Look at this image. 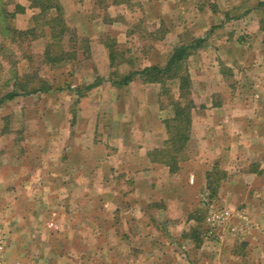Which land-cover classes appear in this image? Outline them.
I'll list each match as a JSON object with an SVG mask.
<instances>
[{"label": "crops", "instance_id": "0c3cea01", "mask_svg": "<svg viewBox=\"0 0 264 264\" xmlns=\"http://www.w3.org/2000/svg\"><path fill=\"white\" fill-rule=\"evenodd\" d=\"M228 2L235 7L234 0ZM255 2L257 6L249 5L241 15L229 5L221 8L219 2L214 9L196 0L193 5L187 4L188 17L192 16L193 23L205 21L204 28L185 22L182 6L177 11L153 13V18L167 23L171 35L176 32L170 51L184 41L185 28L201 38L212 29L214 34L217 28L219 37L210 44L203 43L187 59H192L194 65L187 66L194 107L186 158L175 172L152 155L164 146L168 134L163 121L173 115V111L170 116L163 113L167 111L160 84L142 82L136 76L127 84L115 85L114 121H109L103 110L89 109L96 100L104 102L101 83L82 96L73 90L85 112L80 113L76 128L88 129L90 140L77 142L69 121L65 126L69 130L67 143L61 147L64 155L52 161L50 173L52 179H89L87 185L74 188L64 180L53 187L61 193L82 194L81 202L76 204L73 197L69 198L71 211L67 214L68 210L61 211L58 206L57 230L46 235L42 219L46 208L42 203H19L4 235L8 259L18 258L27 264H44L47 258L49 264H181L187 258L203 256L209 240L197 228L205 222L202 213L215 209L210 201L215 193L211 195L207 179L213 163L227 172L221 194L222 201L229 204L227 233L221 234L219 229L213 238L221 244L228 243L229 264H235L238 257L244 259V264H252L246 260L252 253L264 257V25L259 20L250 21L252 26H245L247 37H243H260L257 46L262 50L263 63L259 76L251 63L233 54L232 50L242 43L230 42L231 31H227L231 23L246 16L252 18L256 7L264 10V0ZM224 27L223 33L220 29ZM167 58L168 55L160 62L144 65H163ZM173 82L177 98L178 81ZM37 161L34 170L39 178L46 171L42 161ZM23 173L20 167V176ZM92 178L98 179L96 189ZM114 181H119V188L112 190ZM26 188L23 192L31 194L28 185ZM42 190L37 188L35 193ZM93 193L99 195V200H92ZM96 225L102 227V232L93 229ZM44 239L50 240V247L45 246L48 243L44 245ZM96 241L99 244H94Z\"/></svg>", "mask_w": 264, "mask_h": 264}, {"label": "rangeland", "instance_id": "374dc122", "mask_svg": "<svg viewBox=\"0 0 264 264\" xmlns=\"http://www.w3.org/2000/svg\"><path fill=\"white\" fill-rule=\"evenodd\" d=\"M13 1L19 2L26 7L28 5L27 0ZM234 1L235 7L228 0H196L197 4L208 5L212 9L218 6L217 2H219L221 8H226L229 5L230 8L233 7L232 9L235 10V13L240 15L244 11H247L249 5L251 8L254 5L257 6L255 0L252 2ZM60 2H62L64 8V18L67 24L75 29L80 38H86L90 41V57L85 60L83 56L79 55L73 62H62L54 66L43 65L42 72L40 73L53 82V89L47 92L18 96L0 105V264H27L26 261L18 258L8 259L4 253L6 246L4 235L6 230H8V221L11 219V216H15L14 213L16 209H19V203L24 204L29 201L33 205L36 202L42 203L43 207L46 208L44 215H42V219H44V235H46L51 233L52 230H57L55 223L57 217H60L58 206H60L61 211L68 210V201L72 197L76 204L81 202V193V195H78V192L74 191L61 193L59 188L54 190L53 187H55L56 182L59 180H64L63 183L67 181L71 182L70 187L74 188L87 185L89 179L77 177L72 179L68 177L52 179L50 173L52 161L64 155L65 149L61 147L63 143H67L66 139L69 130L65 126H67L69 121L72 125L73 138H76L77 142L82 143L85 141V143H88V140H90V137H87L89 133L88 129L80 131L81 126L79 129L76 128L79 126L77 123L78 117L81 118L82 114L80 113L84 112V108L80 107L81 104L76 101L77 99L72 94L74 87L80 84L91 83L97 77H102L101 88L105 91V96L104 94L101 95H103L104 102L96 100L95 104H93L94 107L90 106L91 108L89 109L91 111L92 108H95L96 111L103 110L104 115L109 118V121H114V110H116L114 106L117 103H115L116 99H114L115 85H112L110 81L111 72L115 71L116 75H121L132 68L164 60L169 55L170 48L177 38L176 32L172 35L169 33L167 23L162 18H153V13H165L170 10L177 11L182 6L183 8L185 7L184 21L187 24L195 28L197 26L198 28L207 26L205 21L193 23L192 16L189 15L188 17L187 12L189 9L186 6L187 4H195L193 3L195 0L185 1L189 3L184 4L180 3V0H130L128 4L109 6L105 10L95 7L92 0H61ZM258 10H260V7H256L252 13V18L246 16L240 22L231 23L227 31H231L230 42L234 44L242 43L240 48H237L239 47L237 46L232 50L233 54L241 56L245 59V62L251 63V69L255 68V73L259 76L262 73L260 66L263 63L262 50L257 46L260 42V37H256V35L251 39H248L249 37L243 38L244 36L247 37L244 31L246 29L245 26H252L250 21L255 22L259 20L260 23L264 21V10ZM31 14L32 10L27 8L24 13L16 15L14 24L18 28L27 27L30 24ZM216 29L214 28V34L212 29V33L204 35V43L210 44L219 38ZM221 30L224 33L225 27ZM183 31L182 36L184 41H190L194 38L188 28H185ZM111 39H115L116 41L114 47L118 56L117 64L113 66H111L109 61L108 48L104 45L105 41H110ZM45 41L44 37L35 39L32 43V49L40 53L44 48ZM244 41L252 44L248 47V44L243 45ZM121 54L126 58L125 61L119 60V55ZM2 61L4 60L2 59ZM129 61H132L133 65ZM192 61V59H189L186 62L190 68H194L193 63H191ZM1 63L4 65V70L6 71L9 64L7 62ZM15 68L20 73L26 71V62L19 59ZM5 71L3 74H0V84L7 77V74L4 75ZM167 83L170 84L171 92L174 95V82ZM1 91L2 89L0 93ZM159 91H161L160 87ZM161 100L167 111L163 112L164 115L170 116L172 114V107L169 105V99L167 96L161 95ZM89 109L88 111H90ZM73 113L74 117L71 118ZM83 117L85 116L83 115ZM35 159L38 160V163L42 161L46 171L43 172L45 176H40L39 178L35 176ZM20 167H22L24 172L23 176H20ZM210 167L211 171L209 173H211V178L215 182L217 191L211 196L212 199L210 198L212 206L215 209L211 213H206L207 215L202 213V220L205 217V222L203 220L202 224L197 228L198 232L207 236L209 240L204 248L206 254L200 257L194 256L191 259L187 258L181 264H229L228 243L221 244L220 241H215V238H213L219 229L221 234L222 232L226 234L229 222L225 219L214 226H211L209 222V217L212 213L228 210L229 204L226 201H222L224 195L221 194V191L225 190V185L222 184V181L226 183L227 172L218 163H213ZM91 180L93 189L98 188V179L92 178ZM114 182L115 185L112 190L119 188V181L118 183L117 181ZM27 185L29 192H32L29 195L26 194L27 192H23V190L27 189ZM37 188H43V190L35 193ZM97 195L92 194L91 198L93 201H97L96 198L99 200V195ZM110 197H107V199ZM63 206L66 209H63ZM70 211L68 210L66 213H63L67 214ZM93 229H96V232H102V227L97 225ZM62 231L66 232L63 228ZM208 233L212 234L208 235ZM49 242L50 240H43L44 245L48 243L45 246L50 247L51 243ZM94 244H99V242L96 241ZM211 251L213 254H211ZM238 258L235 259L237 261L235 264H244V259ZM246 260L252 264H264V257H255L253 253ZM49 261L48 258L47 260L45 259L44 264H49ZM40 263L41 261L36 262V264Z\"/></svg>", "mask_w": 264, "mask_h": 264}, {"label": "trees", "instance_id": "16d2710c", "mask_svg": "<svg viewBox=\"0 0 264 264\" xmlns=\"http://www.w3.org/2000/svg\"><path fill=\"white\" fill-rule=\"evenodd\" d=\"M60 1L27 0L26 7L13 0H0V60L9 64L5 71L4 65L0 62V74L4 71V75L7 74L0 84V90L2 89L0 105L18 96L53 89V82L40 73L43 65L54 66L62 62H73L79 55L85 60L89 59L90 41L80 38L75 29L67 24ZM92 2L95 7L105 10L109 6L128 4L130 0H92ZM27 8L32 10L30 24L25 28H18L14 24V19L17 14L24 13ZM260 24L263 26L264 21ZM39 37L46 39L40 53L32 49L33 41ZM204 41L205 38L194 37L190 41L175 45L163 65H144L132 68L121 75H116L115 71L111 72L110 81L116 86L127 84L136 76L142 82L160 84V95L167 96L169 99L173 115L163 121L168 134L164 146L155 149L152 155L154 160L165 163L171 172L177 171L180 161L186 158L187 144L190 139L191 111L194 102L191 98L192 82L186 61L196 48L203 45ZM104 45L108 48L111 66L117 64L115 39L105 41ZM19 59L26 62L27 70L22 73L15 68ZM119 60L125 61L126 58L121 54ZM130 64L133 65L132 61ZM174 80L178 81L177 98L172 94L170 84L167 83ZM101 81L102 77H97L91 83L76 85L74 90L78 96H82L84 92L99 85ZM207 179L212 195L216 192V185L211 178V173H208Z\"/></svg>", "mask_w": 264, "mask_h": 264}, {"label": "built area", "instance_id": "2783aa9c", "mask_svg": "<svg viewBox=\"0 0 264 264\" xmlns=\"http://www.w3.org/2000/svg\"><path fill=\"white\" fill-rule=\"evenodd\" d=\"M228 215V211L220 212V213H212L209 217V222L211 223V226H214L218 223H220L223 219H225ZM1 248V246H0Z\"/></svg>", "mask_w": 264, "mask_h": 264}]
</instances>
